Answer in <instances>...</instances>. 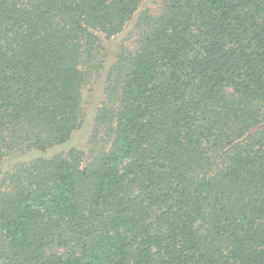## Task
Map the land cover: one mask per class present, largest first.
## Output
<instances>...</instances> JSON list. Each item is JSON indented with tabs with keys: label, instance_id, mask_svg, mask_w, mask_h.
<instances>
[{
	"label": "trees",
	"instance_id": "obj_1",
	"mask_svg": "<svg viewBox=\"0 0 264 264\" xmlns=\"http://www.w3.org/2000/svg\"><path fill=\"white\" fill-rule=\"evenodd\" d=\"M0 264H264V0H0Z\"/></svg>",
	"mask_w": 264,
	"mask_h": 264
},
{
	"label": "rangeland",
	"instance_id": "obj_2",
	"mask_svg": "<svg viewBox=\"0 0 264 264\" xmlns=\"http://www.w3.org/2000/svg\"><path fill=\"white\" fill-rule=\"evenodd\" d=\"M117 45H118V42H116V41L109 45L111 55L115 51L114 49L117 47ZM102 94H103V82L101 81L97 85L95 91H92L91 96H89V98H88L87 105H86L85 126L74 136V138L71 140V142L64 145L63 148L68 149V148L73 147V146L83 147L87 144L90 124L93 120V116H94L96 107H97V105H98V103L102 97Z\"/></svg>",
	"mask_w": 264,
	"mask_h": 264
}]
</instances>
